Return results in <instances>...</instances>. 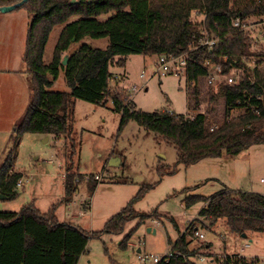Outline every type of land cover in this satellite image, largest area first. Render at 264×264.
Returning a JSON list of instances; mask_svg holds the SVG:
<instances>
[{"label":"trees","instance_id":"trees-1","mask_svg":"<svg viewBox=\"0 0 264 264\" xmlns=\"http://www.w3.org/2000/svg\"><path fill=\"white\" fill-rule=\"evenodd\" d=\"M20 0H0V6ZM24 7L30 15L23 61L28 73L30 100L23 118L13 127L16 142L26 132L70 136L77 99L95 105L112 100L114 109L121 113L119 131L130 121H136L148 132H154L176 147L177 164L185 166L205 158H218L225 154L237 156L253 145L264 143V52H252V32L238 30L232 25L235 17L259 18L264 21V0H27ZM18 9V8H17ZM114 12L106 20L99 15ZM203 15L202 20L196 17ZM61 27L52 60H44L45 48L53 30ZM207 32L221 40L209 48L197 45ZM107 38L106 47H94L90 39ZM264 42V39L263 41ZM190 50L193 59L212 58L222 61L224 73L238 70V82H222L220 91L201 97L200 83L206 69L197 62L186 66L190 107L197 109L202 101L209 104L224 99L222 120L208 112L176 113L170 109L151 112L137 109L125 92L112 86L110 70L116 64L125 66L132 54L180 56ZM258 60L250 66L249 57ZM68 57L66 64L63 63ZM262 59V60H261ZM64 73L67 91L52 90L60 72ZM210 112V113H209ZM216 125L214 130L211 129ZM72 149L74 152H69ZM66 154L64 174L65 197L69 203L76 194L81 179L77 174L75 145ZM79 166V164H78ZM10 153L0 167V193L13 199L18 195L16 186L23 174L14 170ZM90 190L98 181L88 180ZM147 186L105 224L103 230L89 232L73 223L60 221L53 205L43 212L35 203L20 211H0V264H78L86 252L89 240L103 234H119L131 217H139L138 226L147 218H161L157 210L137 213L133 204L147 190ZM61 202V203H62ZM198 202L207 205L200 211L205 221L222 220L233 234H264V194L253 191L232 192L222 190L211 196L190 194L185 197L186 208ZM89 204L86 205V209ZM158 220V219H157ZM170 220L178 229L174 218ZM195 220L172 243L173 249L183 252L159 264H190V257L211 244H198L193 234ZM132 232L124 241L131 238ZM122 243V247H126ZM107 249V247L105 246ZM232 261V260H230ZM224 264H230L229 262ZM234 264H246L245 259Z\"/></svg>","mask_w":264,"mask_h":264},{"label":"rangeland","instance_id":"rangeland-1","mask_svg":"<svg viewBox=\"0 0 264 264\" xmlns=\"http://www.w3.org/2000/svg\"><path fill=\"white\" fill-rule=\"evenodd\" d=\"M113 14H101L98 18L106 20ZM196 18L202 20L203 15ZM263 22L259 18L249 19L256 34L264 30ZM29 23L30 15L24 7L0 12V167L12 153L13 168L23 174L25 181L16 186L18 195L13 199L0 193V211H20L25 205L35 203L45 212L58 204L56 214L60 221L73 223L89 232L100 231L142 187L147 186L143 195L134 201V210L137 213L157 210L160 224L156 226L153 218H147L138 226L139 217H131L121 233L91 238L78 264H140L138 249L144 254L164 255L192 220H195L194 228L198 227L205 234L204 239L194 240L193 246L197 241L198 244H211L209 248L203 247L204 254L216 257L231 253L249 241L251 245L245 248V255L264 256V234L249 233L247 237L233 234L222 220L211 223L202 218L200 211L206 202H198L190 208L184 205L185 197L190 194L211 196L222 190L263 194L264 143L253 145L237 156L225 154L189 166L177 164L176 147L136 121H130L119 131L121 113L114 109L111 99L105 105L77 99L70 136L26 132L16 142L12 138L13 127L23 118L30 100L28 73L23 61ZM60 29L55 28L49 37L44 54L46 63L52 60ZM107 42V38L90 39L94 47H106ZM252 52H264V42H254ZM119 58L115 57L110 66L113 75L120 76L116 88L125 92L137 109L147 112L170 109L192 114L196 110L208 112L210 105L213 107L210 116L218 118V122L222 120L225 104L221 96L212 105L202 101L196 110L190 107L184 70L180 74L164 72L159 69V58L155 55H129L125 66L116 64ZM257 60L251 55L249 65L254 66ZM261 66L264 67V63ZM12 68L13 71H6ZM236 75L239 78L238 70ZM118 79L115 76L111 81L113 87ZM199 88L201 97L209 90L214 94L220 91V87L216 90L209 87L204 79ZM51 89H69L63 71ZM72 145L76 149L77 174L84 179L74 199L63 203L66 154ZM87 173L100 176L94 190L88 188ZM88 204L90 209H86ZM149 227L156 229V233L149 232ZM131 232V238L124 241ZM123 242L126 247H122Z\"/></svg>","mask_w":264,"mask_h":264},{"label":"built area","instance_id":"built-area-1","mask_svg":"<svg viewBox=\"0 0 264 264\" xmlns=\"http://www.w3.org/2000/svg\"><path fill=\"white\" fill-rule=\"evenodd\" d=\"M260 1V0H258ZM264 23V22H263ZM232 25L237 28L238 30L242 31H248L252 32L254 42L257 43L259 41H263L264 39V30L259 32L258 34L255 33V30H252L253 23H249V19H242L241 17H235L232 21ZM204 34L199 39L197 45H195L193 49H197L202 46H207L209 48H213L218 42L221 40L220 36L217 35H210L207 32H203ZM190 50L187 52H184L180 56H172V55H161L158 58V65L159 69L169 72H175V73H182V70L185 71L186 74V66L188 62L194 61L198 64H201L206 69V74L204 76V80L206 84L209 87L214 88L215 90L220 87V84L222 82H226L228 84H234L238 82V77H236L237 70H233L229 74L224 73V67L222 61L227 60V56L223 55L220 56L217 60H213L212 58H202L200 60L193 59ZM262 67V66H261ZM145 72L141 74V76H144ZM239 76V75H238ZM115 77V76H114ZM112 78V80L114 79ZM188 77V75H187ZM128 100H132L130 97H128ZM196 112L206 113L205 110H199ZM194 112V113H196ZM192 113V114H194ZM216 125H213L211 127L212 130ZM24 177H22L18 181V186L23 185ZM94 178L95 180H99L100 176L98 174L91 175L90 173H87L85 176V179L88 181L90 179ZM153 222L158 226L160 222L156 219L153 220ZM193 234L198 239H204L205 234L202 230H200L198 227L193 228ZM251 243L247 241L244 244H241L238 249L234 250L231 253L225 252L222 255L219 256H210L207 254H204L203 252H199L195 254L194 256L190 257V261H188L190 264H224L230 263L234 264L236 260L245 259L246 264H264V256H250L245 255L244 251L245 248L249 247ZM183 252L178 249H173L172 247L164 254V255H155V254H144L141 251L138 253V260L140 264H159L161 261H169L174 256H183ZM232 260V261H230Z\"/></svg>","mask_w":264,"mask_h":264},{"label":"water","instance_id":"water-1","mask_svg":"<svg viewBox=\"0 0 264 264\" xmlns=\"http://www.w3.org/2000/svg\"><path fill=\"white\" fill-rule=\"evenodd\" d=\"M75 0H72V2H74ZM27 0H20L19 2L15 3V4H11V5H4V6H0V12H8V11H12L15 10L17 8H20L24 3H26ZM68 61V57L65 56L63 63L66 64ZM152 228H148V231L151 232ZM154 233L156 232V230H152ZM243 237H246V234L242 235ZM140 252V250H139Z\"/></svg>","mask_w":264,"mask_h":264},{"label":"crops","instance_id":"crops-1","mask_svg":"<svg viewBox=\"0 0 264 264\" xmlns=\"http://www.w3.org/2000/svg\"><path fill=\"white\" fill-rule=\"evenodd\" d=\"M7 72L8 71H13V68L11 69V70H6ZM114 76V75H113ZM115 76H117V77H119V79L118 80H116V81H114V82H116L115 83V85H117L118 83H119V81H120V76H118V75H115ZM114 80V79H113ZM112 84H113V82H112ZM114 85V84H113ZM120 85V84H119ZM122 87V86H121ZM123 88H125V87H123ZM125 89H127L128 90V88H125ZM197 111V110H196ZM196 111H194V112H196ZM193 112V113H194ZM79 169H80V166H79ZM81 171V170H80ZM88 183V182H87ZM79 192V189L77 190V192L76 193H78ZM264 194V193H263ZM74 199V198H73ZM206 205H207V203H206ZM205 205V206H206ZM37 206V205H36ZM204 206V207H205ZM37 208H39L38 206H37ZM40 209V208H39ZM88 209H90V208H88ZM41 210V209H40ZM44 212V211H43ZM46 212V211H45ZM59 217V216H58ZM152 230H154V228L152 229ZM156 230V229H155ZM154 233V232H153ZM156 233V232H155ZM254 234H256V233H254ZM261 234H263V233H261ZM139 250L141 251V249H138V252H139Z\"/></svg>","mask_w":264,"mask_h":264}]
</instances>
